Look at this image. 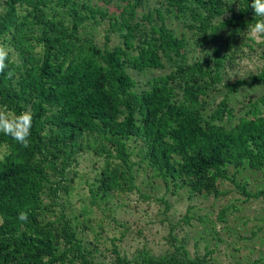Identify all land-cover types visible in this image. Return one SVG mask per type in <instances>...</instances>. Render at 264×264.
Segmentation results:
<instances>
[{
  "label": "trees",
  "instance_id": "trees-1",
  "mask_svg": "<svg viewBox=\"0 0 264 264\" xmlns=\"http://www.w3.org/2000/svg\"><path fill=\"white\" fill-rule=\"evenodd\" d=\"M251 3L116 0L110 12L87 0H0V43L9 48L0 106L33 114L28 147L0 133V264H212L210 252L191 258L174 237L160 256L127 258L113 246L100 260L84 237L93 230L90 210L62 199L87 152L103 159L88 186L90 206L103 212L137 189L140 170L166 190L215 198L219 180L234 182L229 168L264 172V94L248 98L240 116L230 104L243 86L264 83V72L223 80L241 46L251 49L245 32L259 19ZM102 23L101 46L94 32ZM190 46L202 56L189 60ZM166 68L145 83L130 74Z\"/></svg>",
  "mask_w": 264,
  "mask_h": 264
},
{
  "label": "rangeland",
  "instance_id": "rangeland-1",
  "mask_svg": "<svg viewBox=\"0 0 264 264\" xmlns=\"http://www.w3.org/2000/svg\"><path fill=\"white\" fill-rule=\"evenodd\" d=\"M90 4L115 11L116 0L103 3L100 0H87ZM153 2V0H150ZM171 27L177 28L190 37L178 20H172ZM107 24L102 23L94 34L102 46L105 42ZM241 46L232 68L224 73L225 83L239 80L250 81V77H259L264 72V43L246 41ZM117 44L116 34L111 35L109 46ZM209 50V47H206ZM202 56L198 46L189 47V60ZM250 63H242L243 61ZM169 71L152 70L141 74L130 72L140 83L152 76ZM226 92L223 89L222 93ZM222 93L220 97H222ZM264 94V83L255 82L245 85L230 96L238 116L244 114V104L248 98L255 100ZM239 102V104H237ZM137 148L135 149V152ZM4 149L0 148V158ZM103 159L96 158L90 152L78 158L74 168L76 178L71 185L68 201L71 209L90 210L93 218V230L86 232V241L94 242L97 257L108 260L111 250L117 246L127 258L145 251L152 256H160L171 251L172 239L177 245H183L191 258L207 256L212 264H264V172L229 168L231 180H219L220 195L189 197L186 189L166 190L161 179L148 171L140 170L134 181L136 188L130 193L115 196L109 208L103 212L89 204L88 186L102 165ZM137 160V159H136ZM242 187L246 193H243ZM97 237H96V235Z\"/></svg>",
  "mask_w": 264,
  "mask_h": 264
},
{
  "label": "clouds",
  "instance_id": "clouds-1",
  "mask_svg": "<svg viewBox=\"0 0 264 264\" xmlns=\"http://www.w3.org/2000/svg\"><path fill=\"white\" fill-rule=\"evenodd\" d=\"M251 8L254 10V17L259 19L255 23H249L245 32L246 37L255 43H264V0H252ZM9 48L6 44L0 43V74L8 69ZM242 63H250L243 61ZM12 73L8 72L11 78ZM33 122V114L30 109L21 111L19 114L10 112L5 106H0V133L10 136L14 141L23 147H28L29 137ZM28 213L19 212L18 220L26 221Z\"/></svg>",
  "mask_w": 264,
  "mask_h": 264
}]
</instances>
